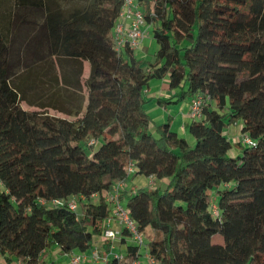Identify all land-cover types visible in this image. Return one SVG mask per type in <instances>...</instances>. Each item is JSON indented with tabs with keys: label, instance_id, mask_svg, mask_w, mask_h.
<instances>
[{
	"label": "trees",
	"instance_id": "obj_1",
	"mask_svg": "<svg viewBox=\"0 0 264 264\" xmlns=\"http://www.w3.org/2000/svg\"><path fill=\"white\" fill-rule=\"evenodd\" d=\"M139 2L158 45L146 68L133 47L114 44L123 0H12L0 9L5 263L44 264L54 247L90 250L109 213L104 193L141 174L153 185L119 197L149 264H264V0ZM153 78L179 93L146 97ZM197 95L205 100L188 123L193 142L144 108ZM237 123L253 144L238 139L233 155L226 128ZM73 197L76 209L67 205ZM127 233L118 240L122 259L109 264H139Z\"/></svg>",
	"mask_w": 264,
	"mask_h": 264
},
{
	"label": "built area",
	"instance_id": "obj_2",
	"mask_svg": "<svg viewBox=\"0 0 264 264\" xmlns=\"http://www.w3.org/2000/svg\"><path fill=\"white\" fill-rule=\"evenodd\" d=\"M144 16L142 8L137 0H123L119 16L115 22L114 40L117 48H121L123 43L134 47L138 45L143 36ZM205 98L197 95L190 99L189 116L191 118H199L202 115V107ZM240 140L246 144H253L251 138L245 134H240ZM128 173L134 171V165L129 163L127 166ZM125 180H119L113 184L110 190L104 193L105 200L109 204V213L104 219V227L100 237L109 243V248L106 253L101 250L97 244L87 251H74L68 254V264H107L111 258L119 263L123 257V252L114 250L115 243L122 236V230H127L126 238L133 241L135 244L142 246L145 244V238L142 232L139 231L136 222L131 218L129 211L120 199V191L124 188ZM96 195H92L95 197ZM60 203L59 200H55ZM67 205L71 209L77 208V200L73 197L67 201ZM214 208V207H213ZM147 264L152 263L151 257L146 252ZM20 262V261H18ZM21 263V262H20ZM144 264L139 261L135 262Z\"/></svg>",
	"mask_w": 264,
	"mask_h": 264
},
{
	"label": "rangeland",
	"instance_id": "obj_3",
	"mask_svg": "<svg viewBox=\"0 0 264 264\" xmlns=\"http://www.w3.org/2000/svg\"><path fill=\"white\" fill-rule=\"evenodd\" d=\"M2 1V5H0V9L1 12L4 13L7 11V9L11 6L12 4V0H0ZM138 2L140 0H137ZM139 4L141 5V3L139 2ZM4 20V18L0 17V23L1 21ZM143 29H144V33L142 38L140 39L138 45L134 46V54L136 56L137 59L140 60L141 65L146 68L149 62L154 61L155 59V52L157 49V43L154 40V38L152 37L151 34V27L149 25H143ZM264 38V35H263ZM191 41V38H186V40L182 43V44H189ZM89 71V63H86V67H85V71H83V78L88 74ZM87 73V74H86ZM159 78H153L150 84H152L151 89H155L156 86V82H159ZM174 92H176L177 94L179 93L178 89H170ZM174 94V93H173ZM172 94V95H173ZM158 95V94H157ZM148 97V96H146ZM150 97V96H149ZM175 98V97H174ZM189 99V98H187ZM186 98L181 99L178 102L175 103H166L167 108L165 109L163 105H158L154 99H150L148 102H146L144 104V108L146 109L147 113L149 114V116L151 117V119H153V122H157V121H162L163 119L165 120L167 117H170L171 123V129H173L174 131H177V133L182 136L185 137L189 142H193V138L190 135V133L188 132V125L187 127L184 126V121H182V114L180 111H178V105L179 103H181L184 100H187ZM21 106L23 108L26 109H33V110H37L39 109V107H37L36 105H32V104H28L26 101H22L21 102ZM47 111V113L52 114V115H57V116H61V117H66L71 119V116L66 115L63 112L57 111L53 108H46L45 109ZM164 117V118H161ZM160 123V122H159ZM227 131V135L229 140L233 143L232 148L230 150V152L233 155L236 154H240L242 151V147L238 146V139H240L239 136V130H238V126L237 124H233L230 128H228ZM150 132L152 133H156L155 132V128L152 125L150 127ZM138 177H136L135 181L131 180V178H129V180H126V185L125 188L127 187H132L133 183H137V186L135 187H139L144 185V183L146 184V182H143L142 180H144L146 177L144 175H137ZM147 180V179H145ZM151 185H153V182L151 183ZM147 187V186H146ZM219 235H215L212 238V241L216 242L219 239ZM221 239V238H220ZM138 259L141 263L147 264V259H146V247L145 245H142L139 247V251H138ZM50 260H54L56 261L57 264H68L69 263V257L66 253H61L59 250H56L55 248L50 251L49 255L46 257L45 259V263H48ZM44 263V264H45Z\"/></svg>",
	"mask_w": 264,
	"mask_h": 264
},
{
	"label": "crops",
	"instance_id": "obj_4",
	"mask_svg": "<svg viewBox=\"0 0 264 264\" xmlns=\"http://www.w3.org/2000/svg\"><path fill=\"white\" fill-rule=\"evenodd\" d=\"M144 30V29H143ZM86 63L87 62H85L84 63V71H85V67H86ZM87 74V73H86ZM87 76V75H86ZM152 82V81H151ZM150 82V83H151ZM153 84V83H152ZM152 84H150V86H149V88L146 90V96H150V97H156V96H160L161 98H167V97H169V95H171V94H173L174 93V91H172V90H169V88H168V84H167V79L166 78H164V79H160L159 80V82H156V86L157 87H155V89H151V87H152ZM158 94V95H157ZM189 102H190V99H187V100H184V101H182L181 103H179V105H178V111H180L181 112V114H182V121H184V126H186L187 127V125H188V123H189V121L191 120L190 119V116H189ZM164 106V105H163ZM164 108L166 109L167 108V106L165 105L164 106ZM161 118H164V117H161ZM153 120V119H152ZM162 121H164V119L162 120ZM162 121H157V122H155V123H159V122H162ZM232 125H230V126H228L226 129L228 130V128H230ZM237 126L239 127V123H237ZM239 129V128H238ZM227 132V131H226ZM136 177H138L137 175L135 176V177H133L131 180H134L135 181V179H136ZM146 178L145 179H147V180H142L143 182H146V184L144 183V185H142V186H151V183L153 182V180H152V177L151 176H145ZM163 181V180H162ZM162 181H158L157 182V184L158 183H163ZM125 185H126V180H125ZM125 185H124V188H125ZM133 188L135 189V188H137V187H135V186H137V183H133ZM131 187H127V188H125V189H130ZM100 236V235H99ZM94 241H95V243L96 244H98L100 247H101V249H102V251L104 252V253H106L107 251H108V249L107 250H105L104 249V244H103V239L101 238V237H98V236H95L94 237ZM106 244H107V248H109V243L108 242H106ZM119 243L118 242H116L115 243V246H114V250H117V251H123V247L121 246V245H118ZM56 250H59V248H57V247H54ZM53 248V249H54ZM89 251V250H88ZM87 251V252H88ZM89 253V252H88ZM0 264H7V263H5L1 258H0ZM10 264H25V263H20V262H15V263H10ZM96 264H101L99 261L98 262H96Z\"/></svg>",
	"mask_w": 264,
	"mask_h": 264
},
{
	"label": "bare ground",
	"instance_id": "obj_5",
	"mask_svg": "<svg viewBox=\"0 0 264 264\" xmlns=\"http://www.w3.org/2000/svg\"><path fill=\"white\" fill-rule=\"evenodd\" d=\"M141 6V5H140ZM144 25H145V22H144ZM142 29H143V27H142ZM144 31V30H143ZM113 32H115V27H114V29H113ZM144 33V32H143ZM116 46V45H115ZM134 48V47H133ZM116 49H118L117 47H116ZM109 245V244H108ZM102 250V249H101ZM68 255V254H67ZM21 263H23V262H21ZM107 264H109V261H108V263Z\"/></svg>",
	"mask_w": 264,
	"mask_h": 264
}]
</instances>
